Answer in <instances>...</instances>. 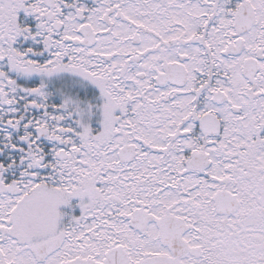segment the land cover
Returning a JSON list of instances; mask_svg holds the SVG:
<instances>
[{"label":"snow or ice","instance_id":"obj_1","mask_svg":"<svg viewBox=\"0 0 264 264\" xmlns=\"http://www.w3.org/2000/svg\"><path fill=\"white\" fill-rule=\"evenodd\" d=\"M0 264H264V0H0Z\"/></svg>","mask_w":264,"mask_h":264}]
</instances>
